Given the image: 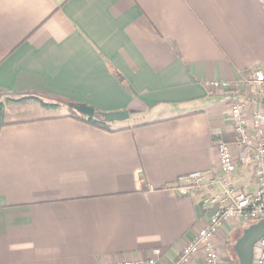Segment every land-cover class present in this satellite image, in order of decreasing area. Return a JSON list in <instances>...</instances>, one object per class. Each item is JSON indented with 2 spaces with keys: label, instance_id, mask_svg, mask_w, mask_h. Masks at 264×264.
<instances>
[{
  "label": "crops",
  "instance_id": "crops-1",
  "mask_svg": "<svg viewBox=\"0 0 264 264\" xmlns=\"http://www.w3.org/2000/svg\"><path fill=\"white\" fill-rule=\"evenodd\" d=\"M254 71L264 0H0V92L58 105L1 98L20 110L0 128V264L175 260L208 218L179 179L219 175L214 138L232 135L237 99L264 112ZM72 105L128 119L106 131ZM255 184L239 165L233 187ZM243 228L218 234L221 264Z\"/></svg>",
  "mask_w": 264,
  "mask_h": 264
},
{
  "label": "built area",
  "instance_id": "built-area-1",
  "mask_svg": "<svg viewBox=\"0 0 264 264\" xmlns=\"http://www.w3.org/2000/svg\"><path fill=\"white\" fill-rule=\"evenodd\" d=\"M253 75L248 84L260 88L262 92L263 73L254 71ZM207 86L218 91L230 89L226 81L211 82ZM229 113L231 134L235 139L232 143L219 141L215 144L219 175L213 178L208 174L193 173L180 178L178 182H194L199 185L205 179L209 180L204 185L202 197L203 204L208 207L206 223L181 248L173 261L163 259L160 250L155 249L145 259H124L111 264H221L217 236L226 225L234 222L248 227L264 219V112L253 111L247 117V101L239 98L230 105ZM239 165L253 170L256 180L253 191L241 192L233 187L232 176ZM178 188L181 193H197L195 188ZM253 264H264V238L254 248Z\"/></svg>",
  "mask_w": 264,
  "mask_h": 264
},
{
  "label": "water",
  "instance_id": "water-1",
  "mask_svg": "<svg viewBox=\"0 0 264 264\" xmlns=\"http://www.w3.org/2000/svg\"><path fill=\"white\" fill-rule=\"evenodd\" d=\"M70 108L84 118L94 119L96 117L95 110L91 107L72 105ZM100 115L103 122L107 124L121 123L128 119L126 111L100 113ZM262 238H264V219L249 225L243 230L241 236L233 245V252L238 264H253L254 248Z\"/></svg>",
  "mask_w": 264,
  "mask_h": 264
},
{
  "label": "trees",
  "instance_id": "trees-1",
  "mask_svg": "<svg viewBox=\"0 0 264 264\" xmlns=\"http://www.w3.org/2000/svg\"><path fill=\"white\" fill-rule=\"evenodd\" d=\"M2 97H4L5 101L12 103V104H15V105H25L28 101L35 100V101L39 102L44 107H57L58 106L57 104H48V103L43 102L42 100H40L36 96V94H18V95H15V94L6 93V92H0V128L2 126L6 125L1 120L2 115H3V103L1 100ZM71 112H72V116L77 120L83 121L89 125H92L94 127H97V128H100V129H103L106 131H113L109 128V124L103 122L102 116L100 115L101 112H98L95 110L96 117L94 119L84 118L83 116H80L79 114H77L73 110ZM234 139H235V137L233 135H223L221 137L214 138V143L216 144L219 141H223L226 143H232L234 141ZM245 228L246 227H244L237 234V236L234 239L235 241L237 238H239L241 236V234ZM229 251H230V253L234 254L232 245L229 247ZM231 264H238V263L237 262H231Z\"/></svg>",
  "mask_w": 264,
  "mask_h": 264
},
{
  "label": "rangeland",
  "instance_id": "rangeland-1",
  "mask_svg": "<svg viewBox=\"0 0 264 264\" xmlns=\"http://www.w3.org/2000/svg\"><path fill=\"white\" fill-rule=\"evenodd\" d=\"M19 110L20 109H17L14 106H9V105L5 106V108L3 107V115H2L1 120L3 122L13 120L15 115H16V112H18ZM64 112H65V110L61 109V110L55 112V114L64 113ZM50 113L53 114V112H50ZM27 114H28V116H32V115H35L36 113H31V114L27 113ZM43 114H45V112H42V111L37 112V115H43ZM208 182H209V180L205 179L203 181V183H200L199 185H195L196 183H194V182L182 181L181 183L178 184V186H180V187L183 186V187H186V188H195L197 190L196 191L197 193L204 194V190H205V186L204 185L207 184ZM234 243H235V240L234 239L231 240L230 244L234 245ZM229 257L231 258V259H229L230 262H231V260H232V262H237L236 256L234 254L229 255Z\"/></svg>",
  "mask_w": 264,
  "mask_h": 264
}]
</instances>
